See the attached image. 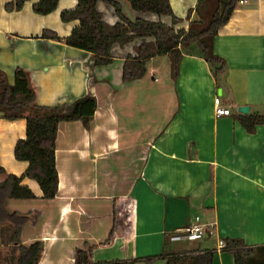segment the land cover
I'll use <instances>...</instances> for the list:
<instances>
[{"label": "crops", "instance_id": "obj_1", "mask_svg": "<svg viewBox=\"0 0 264 264\" xmlns=\"http://www.w3.org/2000/svg\"><path fill=\"white\" fill-rule=\"evenodd\" d=\"M8 1L0 0V70L6 82L13 84L16 68L28 71L36 102L44 106L96 98L88 128L80 121L58 124L56 196L42 198L37 182L24 178L21 184L35 197L5 201L7 212L28 217L21 244L42 242L38 264H73L77 249L93 245L94 264H165L172 254L204 250L214 252L212 264H233L229 253L216 251L218 238L264 244V128L257 125L249 133L238 120V115L264 114V0H239L214 38V52L227 66L220 94L208 64L192 53H183L176 79L169 56L160 55L147 60L141 78L123 82L124 62L149 38L113 45V61L96 66L89 52L42 37L44 30L60 38L70 33L78 21L64 23L60 12L77 0H59L46 15L32 10L38 0L13 11L5 10ZM116 1L130 20L170 24L169 17L136 12L126 0ZM169 3L184 30L206 21L215 6V0ZM97 8L106 23L118 20L111 6L99 2ZM215 98L230 108V116H215ZM239 106H248V112H238ZM25 134L24 118L8 120L0 113V167L5 170L0 183L7 174L26 170L27 162L13 153ZM119 197L133 199V228L123 230L120 219L119 233L101 246ZM195 217L214 223L216 233L200 241L168 240ZM210 239L215 247H203ZM0 264H14L7 245H0Z\"/></svg>", "mask_w": 264, "mask_h": 264}, {"label": "trees", "instance_id": "obj_2", "mask_svg": "<svg viewBox=\"0 0 264 264\" xmlns=\"http://www.w3.org/2000/svg\"><path fill=\"white\" fill-rule=\"evenodd\" d=\"M29 0H10L5 3L7 11L20 10ZM59 0H38L32 10L41 15L53 12ZM239 0H215L211 16L188 30L177 27L181 19L176 17L169 0H126L133 11L154 14L161 18H170V24L161 20L148 21L142 18L128 19L116 0H77L73 8L60 12L64 23L77 20L78 24L63 38L54 32L44 30L42 37L63 41L66 45L89 52L96 66L110 64L111 49L117 44L123 47L137 38H149L134 46L135 56L128 57L122 67L123 82L141 78L146 71V62L152 57L168 55L171 62L172 77L177 78L179 62L183 53L197 54L205 60L216 81V85L225 88L227 66L225 60L214 52V38L218 30L229 20ZM102 2L114 9L118 20L114 24L106 23L97 4ZM96 109V98L85 95L69 105L44 106L36 102V89L30 73L22 68L14 70V82L9 85L5 74L0 70V113L2 118L26 121L25 138L18 139L13 153L16 160L27 162L26 170L20 175L7 174L0 183V245L9 247L14 264H38L42 252V242L35 241L27 246L21 244V231L28 217L15 212H7V199H31L34 193L21 184L24 178L37 182L42 198L53 199L58 189V172L55 165V140L58 124L61 121H80L85 128ZM238 120L249 133L257 125L264 128V114L238 115ZM5 170L0 167V174ZM123 219V230L133 228V199L119 197L114 200L113 224L108 238L100 243L108 246L119 233L118 221ZM121 222V221H120ZM222 251L233 257V264H264V244L247 245L240 238H225ZM94 245L86 250L77 249L73 264H94L92 251ZM213 251L199 253L182 252L166 257L165 264H212ZM135 260L118 261L117 264H135Z\"/></svg>", "mask_w": 264, "mask_h": 264}, {"label": "built area", "instance_id": "obj_3", "mask_svg": "<svg viewBox=\"0 0 264 264\" xmlns=\"http://www.w3.org/2000/svg\"><path fill=\"white\" fill-rule=\"evenodd\" d=\"M245 0H242L244 2ZM215 108L214 114L216 117L230 116L231 110L228 107H223L219 103V98H215ZM216 233V228L214 223H202L199 221L198 217L192 224L187 227L178 229L168 236V240L171 242L176 241H198L202 240L205 236H212ZM225 243L222 239H217L216 251L220 252L224 249Z\"/></svg>", "mask_w": 264, "mask_h": 264}, {"label": "rangeland", "instance_id": "obj_4", "mask_svg": "<svg viewBox=\"0 0 264 264\" xmlns=\"http://www.w3.org/2000/svg\"><path fill=\"white\" fill-rule=\"evenodd\" d=\"M5 8V7H4ZM6 10V9H5ZM200 241V240H198ZM182 244V243H181ZM202 246L203 247H215V241L213 239L207 240V241H203L202 242Z\"/></svg>", "mask_w": 264, "mask_h": 264}, {"label": "water", "instance_id": "obj_5", "mask_svg": "<svg viewBox=\"0 0 264 264\" xmlns=\"http://www.w3.org/2000/svg\"><path fill=\"white\" fill-rule=\"evenodd\" d=\"M218 93H219V94L221 93V88L218 89ZM248 110H249V107H248V106H239V107L237 108V111H238V112H241V113H243V114H246V113L248 112Z\"/></svg>", "mask_w": 264, "mask_h": 264}]
</instances>
